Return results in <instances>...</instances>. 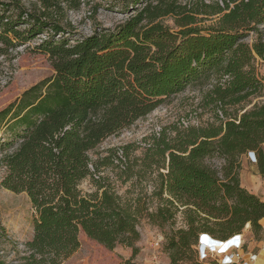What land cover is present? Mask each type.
<instances>
[{"label":"trees","instance_id":"trees-1","mask_svg":"<svg viewBox=\"0 0 264 264\" xmlns=\"http://www.w3.org/2000/svg\"><path fill=\"white\" fill-rule=\"evenodd\" d=\"M9 1H0V58L45 33L36 48L55 74L0 111V126L15 139L0 136V186L25 193L34 211L25 253L8 261L0 251V264H61L79 249L80 234L108 250L131 248L134 256L143 217L159 229L178 213L185 218V229L162 235L169 264H198L192 257L200 235L225 240L246 226L261 231L264 203L241 187L238 171L241 156H264V104L233 117L224 107L264 89L253 66L256 57L264 60V0H119L130 14L123 23L73 43L61 37L68 31L52 11L61 9L57 0H38L39 9ZM200 16L217 22L200 27ZM249 33L256 35L250 45ZM198 82H208L204 99L215 123L161 129L143 148L128 143L91 159L101 143ZM134 148L143 150L140 157H130ZM211 157L222 161L219 170L205 163ZM106 168L117 169L121 183L155 173V209L141 192L119 195ZM87 180L90 192L80 189ZM5 234L0 218V239Z\"/></svg>","mask_w":264,"mask_h":264},{"label":"rangeland","instance_id":"rangeland-1","mask_svg":"<svg viewBox=\"0 0 264 264\" xmlns=\"http://www.w3.org/2000/svg\"><path fill=\"white\" fill-rule=\"evenodd\" d=\"M0 1L10 2L9 0ZM19 1L26 9L34 7L39 9L38 0ZM57 1L61 9L52 11L56 17L61 19L62 24L68 31V34H63L61 37L70 39V43H73L75 39L90 36L102 29L113 30L130 15L129 12L121 9L119 0ZM181 1L184 2L183 0ZM225 1L229 0H204L207 4L218 2L221 5ZM199 20L198 26L206 28L213 26L217 22V17L200 16ZM164 23L172 26L170 19L165 20ZM258 29L262 33L264 41V26ZM46 37L47 34L43 33L10 52L9 56L0 58V111L19 99L32 86L54 76L55 73L50 65L48 56L36 48L41 40ZM255 38L256 35L254 33H249L244 42L250 45ZM253 66L258 79H264V60L256 57ZM213 78L214 76H211L210 81L214 80ZM207 85L208 82L188 85L183 92L165 101L146 118L138 121L119 135L110 137L101 143L90 153L91 159L95 161L99 157L105 156L106 149L118 148L128 143H134L138 147L143 148L147 144L145 139H149L158 129H166L168 132H171L173 127L183 129L181 128L182 122L188 123L191 125L190 127L215 123V108L213 105H208L204 99V94L208 91ZM262 104H264V89L260 92V95L251 96L247 103L233 107L226 106L224 111L229 115L228 117H233L232 115L240 116L254 105ZM221 111L223 116L224 112L223 110ZM9 129V127L1 125L0 136L14 144L15 139L10 137ZM131 151L130 157H140L143 150L134 148ZM205 163L216 170H219L222 165V161L217 157L206 159ZM255 164L249 161L247 154L239 158V181L241 187L247 192L256 197H261L259 190H261V184L264 183V179L259 163L258 165ZM102 171L104 176L110 178L113 187L119 195L124 196L129 192V196L133 197L141 192L147 199L149 211L155 209L156 199H149L153 192L152 180L155 178V173L147 172L139 182L138 180H132L121 183L116 177L117 169L106 168L102 169ZM4 175V167L0 164V183ZM262 187L264 191V184ZM80 189L87 192L93 190L88 180L81 183ZM33 217L34 211L25 193H14L0 186V218L6 233L5 237L0 239V251L9 257L8 261H18L25 253L24 244L30 241L33 235ZM262 223L263 221H260V224ZM199 225H202V223ZM185 228V218L180 213L176 215L172 225H165L163 229L151 225L143 217L138 224L140 239L136 243L138 252L134 256L131 248L119 245L113 250H108L87 239L84 234H80L79 249L64 259L61 264H169L168 256L162 247L164 240L159 242V239L160 237L162 238L164 232ZM242 240L244 245L242 251L243 260H246L250 255H255V264H264V234L261 231L255 233L250 226H246L242 231ZM194 250L196 252L197 245ZM192 258L193 260L196 259L198 264H212L214 262L213 259L200 260L197 253Z\"/></svg>","mask_w":264,"mask_h":264},{"label":"built area","instance_id":"built-area-1","mask_svg":"<svg viewBox=\"0 0 264 264\" xmlns=\"http://www.w3.org/2000/svg\"><path fill=\"white\" fill-rule=\"evenodd\" d=\"M217 112L219 117L223 119L221 111L218 110ZM190 126L191 125L188 123L182 122L181 128L186 129ZM195 126L197 127L198 125ZM160 131L161 129H158L152 135L159 136ZM247 155L251 163H257V158L255 157L254 152H248ZM261 221H263V223L260 224L261 233L264 234V219ZM161 240L162 238L160 237L159 242H161ZM243 249L242 233L233 235L225 240L215 239L209 235L203 234L199 236L197 242V254L200 260L213 259L217 264H255V255H250L246 260H243Z\"/></svg>","mask_w":264,"mask_h":264},{"label":"crops","instance_id":"crops-1","mask_svg":"<svg viewBox=\"0 0 264 264\" xmlns=\"http://www.w3.org/2000/svg\"><path fill=\"white\" fill-rule=\"evenodd\" d=\"M264 153V152H263ZM254 155H255V157L257 158V163L255 164V165H258V163L261 165H263V169H264V156L263 157H261V160H260V162H259V159H258V157H257V155L254 153ZM260 168V167H259ZM262 177H263V179H264V176L262 175ZM263 184L264 183H262L261 184V190H259V192H260V194H261V197H258L260 200H261V202H263L264 203V195H263V193H264V191H263ZM254 194V193H253Z\"/></svg>","mask_w":264,"mask_h":264}]
</instances>
